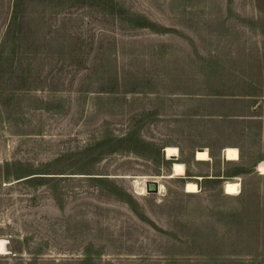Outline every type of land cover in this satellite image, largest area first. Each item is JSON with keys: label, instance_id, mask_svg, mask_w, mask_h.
<instances>
[{"label": "rangeland", "instance_id": "rangeland-1", "mask_svg": "<svg viewBox=\"0 0 264 264\" xmlns=\"http://www.w3.org/2000/svg\"><path fill=\"white\" fill-rule=\"evenodd\" d=\"M263 162L264 0H0V264H264Z\"/></svg>", "mask_w": 264, "mask_h": 264}, {"label": "bare ground", "instance_id": "bare-ground-1", "mask_svg": "<svg viewBox=\"0 0 264 264\" xmlns=\"http://www.w3.org/2000/svg\"><path fill=\"white\" fill-rule=\"evenodd\" d=\"M167 158H177L179 156V150L177 147L168 146L165 150ZM224 157L229 161H239L240 160V152L236 147H227L224 149ZM195 158L197 161H210L211 156L208 149L198 150L195 152ZM258 171L261 175H264V162L261 163L258 167ZM186 175V167L184 163L175 162L172 166V172L170 174V178L182 177ZM240 179L227 181L224 184V193L226 195L236 196L241 193V185L239 182ZM146 185V184H145ZM147 187V186H146ZM145 188V187H144ZM141 188L140 194H145V189ZM164 187L159 184V190L162 191ZM165 190V189H164ZM164 190L162 192H164ZM184 190L187 193L194 194L198 193L199 186L196 182H186L184 185ZM159 194V193H158ZM7 240L0 239V254H4L7 252ZM7 255V254H6ZM1 256V255H0Z\"/></svg>", "mask_w": 264, "mask_h": 264}, {"label": "water", "instance_id": "water-1", "mask_svg": "<svg viewBox=\"0 0 264 264\" xmlns=\"http://www.w3.org/2000/svg\"><path fill=\"white\" fill-rule=\"evenodd\" d=\"M147 191L148 192H158L159 191V182L158 181L148 182L147 183Z\"/></svg>", "mask_w": 264, "mask_h": 264}]
</instances>
